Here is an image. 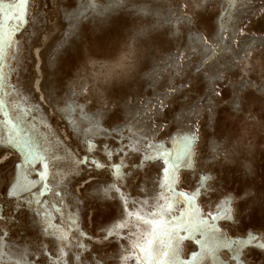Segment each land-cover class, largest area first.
Masks as SVG:
<instances>
[{
  "label": "rangeland",
  "instance_id": "1",
  "mask_svg": "<svg viewBox=\"0 0 264 264\" xmlns=\"http://www.w3.org/2000/svg\"><path fill=\"white\" fill-rule=\"evenodd\" d=\"M0 20V262L264 264V0H3Z\"/></svg>",
  "mask_w": 264,
  "mask_h": 264
},
{
  "label": "bare ground",
  "instance_id": "2",
  "mask_svg": "<svg viewBox=\"0 0 264 264\" xmlns=\"http://www.w3.org/2000/svg\"><path fill=\"white\" fill-rule=\"evenodd\" d=\"M49 44H50V42L49 41H45V42H43V44L42 45H45V48H47L48 46H49ZM44 56H45V53H40V56H39V65H40V67H41V75H42V71H43V67H44ZM44 77H45V75H44ZM44 81V84H45V86H46V80L44 79L43 80ZM15 118V117H14ZM14 121H17V118H15L14 119ZM181 138H182V136H181ZM178 144H179V141H177L175 144H174V146L171 148V150H169V152H171L172 154H174V155H176L177 154V152H178V150H179V148H177V146H178ZM176 152V153H175ZM172 154H170V156H171V158H173V155ZM180 155L181 154H179L178 155V159H180V160H182L181 158H180ZM20 158L21 160L19 161V162H22L23 161V157L22 156H15V157H12V161L14 160V158ZM193 161V157L192 156H190L188 153L186 154V159L185 160H183V161ZM4 168H6V167H4ZM4 171V170H3ZM30 173V172H29ZM38 173H39V171H38ZM2 177H4V180H2V181H4L5 182V175H2ZM243 202L244 201H242L238 206H242V204H243ZM231 208V207H230ZM226 210H229V206L228 207H226ZM225 213H227V211H225L224 209L221 211V212H219V213H217V214H214L213 215V218L215 219V220H218L223 214H225ZM203 231H205V230H203ZM202 231V232H203ZM262 236H264V235H262ZM208 238H209V236L207 235V234H205V236H204V240L201 242V244H200V251H202V252H206V251H208V249L203 245V243L205 242V241H207L208 240ZM18 247H19V251H20V249H21V247H22V245L21 244H16ZM10 250V249H9ZM8 252V251H7ZM253 252H256V254H255V258L256 259H261V257H262V253L260 252V250H258V249H254L253 250ZM24 254H26V252H24L22 255H24ZM224 255H226L225 253H222L221 255H220V262L222 261L221 260V258L224 256ZM5 257L7 256V254L6 255H4ZM227 257H228V255H226ZM3 261H1L0 262V264H3L2 263ZM8 264H10V262L8 263ZM22 264H26V263H22Z\"/></svg>",
  "mask_w": 264,
  "mask_h": 264
},
{
  "label": "snow or ice",
  "instance_id": "3",
  "mask_svg": "<svg viewBox=\"0 0 264 264\" xmlns=\"http://www.w3.org/2000/svg\"><path fill=\"white\" fill-rule=\"evenodd\" d=\"M2 2H3V0H0V3H2ZM18 2L21 3L22 6H26L28 3V0H18ZM17 19H18V23H17V28H18L19 23H22L23 19H22V17H18ZM2 24H3V21L0 20V26H2ZM0 60H3L2 47H0ZM0 103H2V101H0ZM158 227H159V224L154 225L153 230L154 231L157 230ZM252 239H255V237H252ZM146 243H147V248H142V251H147L148 248H151L153 242H152V240H147ZM259 247H264V245H260Z\"/></svg>",
  "mask_w": 264,
  "mask_h": 264
}]
</instances>
